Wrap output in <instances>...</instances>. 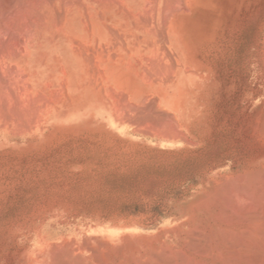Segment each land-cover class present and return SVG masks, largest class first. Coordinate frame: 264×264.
I'll use <instances>...</instances> for the list:
<instances>
[{
	"label": "bare ground",
	"instance_id": "1",
	"mask_svg": "<svg viewBox=\"0 0 264 264\" xmlns=\"http://www.w3.org/2000/svg\"><path fill=\"white\" fill-rule=\"evenodd\" d=\"M187 12L186 0H0V140L35 139L52 128L87 126L127 135L149 127L158 145L179 143L184 85L196 74L180 42ZM209 77L201 63L200 125L209 110ZM136 102L157 110L142 119L144 127L125 117ZM241 106L232 121L240 157L212 180L203 174L209 180L205 191L171 207L176 217L164 230L149 236L136 234V225H94L75 243L41 238L30 259L264 264V98Z\"/></svg>",
	"mask_w": 264,
	"mask_h": 264
},
{
	"label": "rangeland",
	"instance_id": "2",
	"mask_svg": "<svg viewBox=\"0 0 264 264\" xmlns=\"http://www.w3.org/2000/svg\"><path fill=\"white\" fill-rule=\"evenodd\" d=\"M186 2L180 42L196 74L184 85L181 141L161 146L149 127L143 133L142 119L157 110L138 102L125 117L143 134L86 126L0 140V264H37L29 253L41 238L75 243L94 225H136V234L155 235L176 217L171 207L205 191L203 174L212 180L240 157L234 113L264 98V0ZM201 63L212 94L200 125Z\"/></svg>",
	"mask_w": 264,
	"mask_h": 264
}]
</instances>
